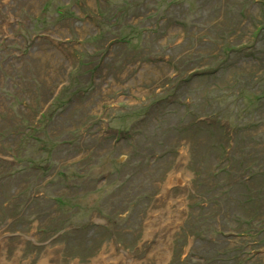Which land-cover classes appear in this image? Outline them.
Segmentation results:
<instances>
[{
    "label": "rangeland",
    "instance_id": "rangeland-1",
    "mask_svg": "<svg viewBox=\"0 0 264 264\" xmlns=\"http://www.w3.org/2000/svg\"><path fill=\"white\" fill-rule=\"evenodd\" d=\"M0 264H264V0H0Z\"/></svg>",
    "mask_w": 264,
    "mask_h": 264
},
{
    "label": "trees",
    "instance_id": "trees-1",
    "mask_svg": "<svg viewBox=\"0 0 264 264\" xmlns=\"http://www.w3.org/2000/svg\"><path fill=\"white\" fill-rule=\"evenodd\" d=\"M201 74V73H200ZM194 76V75H193Z\"/></svg>",
    "mask_w": 264,
    "mask_h": 264
}]
</instances>
